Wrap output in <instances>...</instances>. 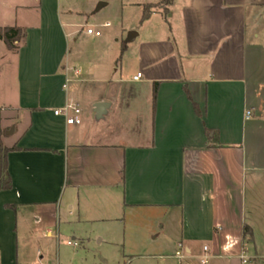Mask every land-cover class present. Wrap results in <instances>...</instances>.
<instances>
[{"label": "crops", "instance_id": "obj_1", "mask_svg": "<svg viewBox=\"0 0 264 264\" xmlns=\"http://www.w3.org/2000/svg\"><path fill=\"white\" fill-rule=\"evenodd\" d=\"M158 2L122 0L118 26L84 30L83 72L68 54L74 10L0 0V26L27 31L16 51L0 39V125L18 147L0 190V264H73L62 245H113L142 217L170 234L177 264L180 245L185 257L207 246L212 263L264 258V0H173L142 20ZM20 9L39 22L8 20ZM68 66L81 74L64 87ZM69 104L80 123L55 115Z\"/></svg>", "mask_w": 264, "mask_h": 264}, {"label": "rangeland", "instance_id": "obj_2", "mask_svg": "<svg viewBox=\"0 0 264 264\" xmlns=\"http://www.w3.org/2000/svg\"><path fill=\"white\" fill-rule=\"evenodd\" d=\"M21 1L25 4L32 0H7V2ZM122 0H59L62 8H70L74 10L72 14H68L64 17V20H70L73 24L68 28L70 31L77 30L74 35L76 41H69L68 54L72 58L75 64L79 65L84 72V30L87 24H93V26L101 27L103 24L110 22V27H102L104 33H109L112 28L119 25V14ZM100 2H106L107 5L97 10ZM35 13V14H34ZM37 12L34 10L20 9L15 15H8V20H15L21 18L25 24L33 25L39 22ZM108 37H105V39ZM110 38V37H109ZM108 38V39H109ZM104 39V38H103ZM127 37H124V41ZM111 40V38L109 39ZM120 42L121 39L119 38ZM111 44H114L112 40ZM119 47V43L115 44ZM148 219L142 217L138 219L134 224L130 225L128 236L126 239L115 240L113 245L102 246L98 248L94 244V238L92 237L93 246L86 247L78 240H74L79 243L78 247L70 245H62L67 253L69 259L73 264H82V258L84 257V264H91L92 260L96 258L100 262H106L107 264H177V260L174 259L172 254L176 251V243L170 237V234L165 233L159 229L152 231V225L147 224ZM107 227L115 228L116 226L108 225ZM102 228V226L100 227ZM98 231V230H97ZM155 232V233H154ZM94 236V235H93ZM73 240V239H71ZM75 251H79L78 257L74 255ZM201 250H194L192 255H189L183 259V264H202L201 263ZM104 259V260H103ZM257 264H264V258H256ZM91 261V262H90ZM242 260L238 257H233L227 260H219L213 262L210 259L208 264H241ZM256 262V261H255ZM104 264V263H103Z\"/></svg>", "mask_w": 264, "mask_h": 264}, {"label": "trees", "instance_id": "obj_3", "mask_svg": "<svg viewBox=\"0 0 264 264\" xmlns=\"http://www.w3.org/2000/svg\"><path fill=\"white\" fill-rule=\"evenodd\" d=\"M173 0H159L158 3H150L144 6V13L142 20H146L152 9L161 8L165 13H168V8L172 5ZM27 38V31L23 27L19 26H0V39L5 42L10 50L16 51L19 48V44L24 42ZM123 47L122 52H124ZM123 54V53H122ZM122 56V55H121ZM120 56V58H121ZM156 92V91H155ZM186 92L191 98V94L186 87ZM196 111L199 112L197 105L195 104ZM5 129L0 125V190L9 189L12 187L11 177L8 172V154L12 150H16L18 147H8L3 142V136L5 135ZM244 237L252 236V230L248 225L244 226Z\"/></svg>", "mask_w": 264, "mask_h": 264}, {"label": "built area", "instance_id": "obj_4", "mask_svg": "<svg viewBox=\"0 0 264 264\" xmlns=\"http://www.w3.org/2000/svg\"><path fill=\"white\" fill-rule=\"evenodd\" d=\"M110 25L111 23L107 22L103 24L101 27H96V26L87 27L86 33L89 35L95 36V37H100L103 35L102 27H109ZM65 70H66V84L64 85V87H66L67 83L71 81V78H69V75L71 73H74L75 75L81 74V70L76 66H68L66 67ZM140 77H141V74H138L135 77V79L138 80ZM72 111L74 113H71ZM54 113L55 115L63 114L66 117V120L69 124H78L81 122L80 117H79L80 109L76 107L75 105H72V104L66 105L63 109L55 110ZM250 114H251V111H248L247 117H249ZM69 244L77 245V242L69 241ZM203 251H204V255H202L201 257V263L208 264L210 261V254H209L208 247L204 246ZM186 255H187L186 249L182 247V245H180L179 249L176 252V257L180 259V264H182L183 259L185 258ZM241 258L243 262H247V257L242 255Z\"/></svg>", "mask_w": 264, "mask_h": 264}, {"label": "water", "instance_id": "obj_5", "mask_svg": "<svg viewBox=\"0 0 264 264\" xmlns=\"http://www.w3.org/2000/svg\"><path fill=\"white\" fill-rule=\"evenodd\" d=\"M107 3L106 2H100L97 10H100L102 7L106 6ZM136 34V32H130L129 33V39H132L133 36ZM109 104L106 102H98L95 104V113H96V117L97 119H100L104 116V114L106 113V107H108ZM6 134H10L9 131H6Z\"/></svg>", "mask_w": 264, "mask_h": 264}]
</instances>
